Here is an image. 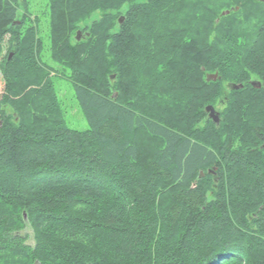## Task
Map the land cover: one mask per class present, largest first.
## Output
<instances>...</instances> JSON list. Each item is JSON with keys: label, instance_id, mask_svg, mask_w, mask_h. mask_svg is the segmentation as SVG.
I'll return each mask as SVG.
<instances>
[{"label": "trees", "instance_id": "1", "mask_svg": "<svg viewBox=\"0 0 264 264\" xmlns=\"http://www.w3.org/2000/svg\"><path fill=\"white\" fill-rule=\"evenodd\" d=\"M22 1L16 25L0 0V264H264V1Z\"/></svg>", "mask_w": 264, "mask_h": 264}, {"label": "rangeland", "instance_id": "2", "mask_svg": "<svg viewBox=\"0 0 264 264\" xmlns=\"http://www.w3.org/2000/svg\"><path fill=\"white\" fill-rule=\"evenodd\" d=\"M34 1L38 2V4H39L42 0H30V2H34ZM262 1H264V0H262ZM43 3H44V0H43ZM126 9H127V7L122 6V8L120 9V13L124 14ZM17 11H18V21L15 22L14 24H16V25L18 24L19 25L21 17L23 15V1L22 0H19L18 10ZM33 13H34V11H33ZM31 19L33 20L34 17H31ZM99 19H101V15H100L99 12H96V13H93L90 16H88V18H86L84 20H80L79 22L75 23V30L76 31L73 32L72 39L73 38H75V39L77 38V34L76 33L79 34L78 35L79 41L85 39L86 37L88 38L90 35L88 34V31H86V29L90 28L92 26L93 22L96 21V20H99ZM218 20L219 19L216 20V23L218 22ZM46 22H47V19H44L43 17H40L39 32H40L41 36H43L44 40L48 41L49 31H48ZM3 55H5V50L3 51ZM44 59H45L46 62H48L47 58H44ZM53 66L55 68H60V67H58V65L57 66L53 65ZM215 73H213V74H215ZM213 74L210 73V74H207V75H213ZM50 75L53 76V74H50ZM218 78L216 79V81L218 80ZM53 80H54V84H55L54 87L56 88V92L58 94V98L61 100V102L63 103L64 108L66 110V122H67L66 125H68L71 129H76V130H79V131L87 129L88 126L86 124V121L83 118L82 113L79 111L78 106L75 104L74 100L72 99L73 98V87L71 86V83L68 80H66V79H60V78H57V77L56 78L53 77ZM205 80H206V77H205ZM233 85H236V84H224L225 92H223V93L228 94L231 91L230 87L232 88ZM2 88H4V82H3L2 77L0 76V98H1V96L3 94V89ZM225 94L222 96L221 99H219L213 105L214 109L217 112H219V121H220V113L222 111H224V109L226 108L225 104H227V102L223 103V101H222L224 96H225ZM114 95H116V94H114ZM112 97H114V96H112ZM252 104H253L252 108L255 107V106L257 107L259 105V107L262 109L263 106H264L262 103H252ZM261 104H262V106H261ZM204 119H205V121H207V120L212 121L211 119H209V116H208L207 112H206V117ZM25 229L26 230H24L23 233H26V234H28L30 236V240L27 241V242L32 245L33 242H31L32 241V239H31L32 238L31 230L28 229V228H25Z\"/></svg>", "mask_w": 264, "mask_h": 264}, {"label": "water", "instance_id": "3", "mask_svg": "<svg viewBox=\"0 0 264 264\" xmlns=\"http://www.w3.org/2000/svg\"><path fill=\"white\" fill-rule=\"evenodd\" d=\"M235 10H237V8H235ZM230 11H233V9H231V10H229V11H224V12H222L221 13V15L220 16H225V15H228L229 14V12ZM122 18H120L119 19V23H121V20ZM77 34V38H76V40L77 41H79V38H78V33H76ZM218 78V74H217V72L215 73V74H213V75H207L206 76V81L207 82H209V81H212V82H214V81H216V79ZM219 79V78H218ZM254 85H257L258 87L260 86V83H252V86H254ZM239 88H242V86L241 85H239V86H237V85H233L232 86V89L233 90H238ZM116 97V95H114V98ZM225 101V100H224ZM223 101V102H224ZM205 111L207 112V114H208V116H209V119H211L212 120V122L213 123H215V124H219V112H217L215 109H214V107L213 106H207L206 108H205ZM201 176H203V174H201Z\"/></svg>", "mask_w": 264, "mask_h": 264}, {"label": "flooded vegetation", "instance_id": "4", "mask_svg": "<svg viewBox=\"0 0 264 264\" xmlns=\"http://www.w3.org/2000/svg\"><path fill=\"white\" fill-rule=\"evenodd\" d=\"M251 85H252V83H251ZM255 86H256L257 89H258V88L264 87V83L260 81V86L258 87L257 85H254V87H255ZM230 89L233 90L231 87H230Z\"/></svg>", "mask_w": 264, "mask_h": 264}]
</instances>
